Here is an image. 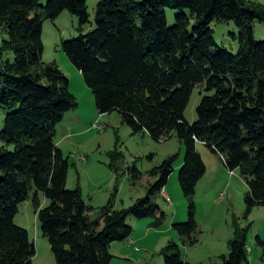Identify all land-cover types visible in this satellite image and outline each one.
Here are the masks:
<instances>
[{
  "label": "trees",
  "instance_id": "1",
  "mask_svg": "<svg viewBox=\"0 0 264 264\" xmlns=\"http://www.w3.org/2000/svg\"><path fill=\"white\" fill-rule=\"evenodd\" d=\"M40 7L41 0H0V29L8 37L0 48V108L8 111L0 133V264H33L35 244L14 221L32 192L56 264H111L115 243L133 245L130 217L163 225L167 216L153 199L167 187L179 156L150 171L156 181L146 197L123 210L111 200L92 217L81 188H67L69 159L55 142L58 126L79 101L59 66L43 64L44 18L54 21L68 11L82 32L91 24L87 0H48L44 16L33 15ZM168 9L180 12L172 27ZM257 22L264 24V5L250 0H101L95 28L62 43L101 115L117 112L133 135L148 133L158 142L177 136L186 146L179 182L189 219L174 225L184 246L199 242L195 196L207 164L198 143L246 180L247 216L264 207V41L254 37ZM213 23L236 25V54L217 45ZM6 52L14 62L4 60ZM198 87L204 93L190 125L185 112ZM39 193L49 206L41 207ZM247 236L236 223L223 264L248 262ZM162 255L165 264H190L174 241Z\"/></svg>",
  "mask_w": 264,
  "mask_h": 264
},
{
  "label": "rangeland",
  "instance_id": "2",
  "mask_svg": "<svg viewBox=\"0 0 264 264\" xmlns=\"http://www.w3.org/2000/svg\"><path fill=\"white\" fill-rule=\"evenodd\" d=\"M101 0H87L91 24L83 27L79 18L70 12H63L56 20L44 17L43 28V64L55 63L70 81V90L77 97V111L68 113L58 126L55 142L69 159L70 168L67 188H81L83 199L94 211L97 218L99 210L111 200L116 210L131 207L139 199L146 197L150 186L156 179L150 171L160 166L168 158L178 155L174 172L163 191L153 199L166 214V220L159 228L156 219H136L130 217L128 225L134 228L133 245L128 241L117 242L112 246L114 259L111 264H165L162 251L170 241L180 247L183 258L190 264H223L222 257L230 254V243L235 238V224L248 230V262L245 264H264V207H257L246 215L245 197L249 191L246 180L240 172L229 171L221 157L203 144H197V151L207 164V173L199 182L196 190V219L198 223V244L184 246L175 224H184L189 219L190 203L185 197L179 182L185 163L186 146L177 136L168 141H155L148 133L133 135L127 125L122 124L117 112L101 115L97 109L93 91L86 85L82 73L71 62L62 49V43L88 34L95 28L96 9ZM264 5V0H250ZM48 0H41V7L33 14L44 16ZM180 12L168 9V24H176L175 18ZM188 14V13H186ZM215 41L236 54L239 48V30L234 23H213ZM256 41H264V24H255ZM7 35L0 29V48ZM5 61L14 62L12 52H6ZM204 90H194L185 112L187 123L193 125L198 120V107ZM78 112L76 121L73 113ZM8 111L0 108V133ZM101 126V129L96 127ZM122 154V156H121ZM115 166L118 171L113 168ZM135 169V171H134ZM1 176V175H0ZM171 197V203L168 198ZM41 207L49 206L50 201L43 193L38 195ZM167 199V200H166ZM35 192L18 207L15 224L29 233L35 244L36 256L33 264H56L52 247L40 230L35 209Z\"/></svg>",
  "mask_w": 264,
  "mask_h": 264
},
{
  "label": "crops",
  "instance_id": "3",
  "mask_svg": "<svg viewBox=\"0 0 264 264\" xmlns=\"http://www.w3.org/2000/svg\"><path fill=\"white\" fill-rule=\"evenodd\" d=\"M77 111V110H76ZM73 112V111H72ZM71 113V112H70ZM75 113H78V112H74L73 113V118L75 119V121H76V115H78V114H75ZM199 144V143H198ZM201 144V143H200ZM204 145V144H203ZM203 157V156H202ZM208 170V169H207ZM163 197L164 196H169L166 192H165V190L163 191V195H162ZM171 198V197H170ZM172 200V199H171Z\"/></svg>",
  "mask_w": 264,
  "mask_h": 264
},
{
  "label": "built area",
  "instance_id": "4",
  "mask_svg": "<svg viewBox=\"0 0 264 264\" xmlns=\"http://www.w3.org/2000/svg\"><path fill=\"white\" fill-rule=\"evenodd\" d=\"M96 129H101V125H99V127H96ZM168 201H169V203H171V199L169 197H168Z\"/></svg>",
  "mask_w": 264,
  "mask_h": 264
},
{
  "label": "bare ground",
  "instance_id": "5",
  "mask_svg": "<svg viewBox=\"0 0 264 264\" xmlns=\"http://www.w3.org/2000/svg\"><path fill=\"white\" fill-rule=\"evenodd\" d=\"M168 198V197H167ZM167 200V199H166Z\"/></svg>",
  "mask_w": 264,
  "mask_h": 264
}]
</instances>
